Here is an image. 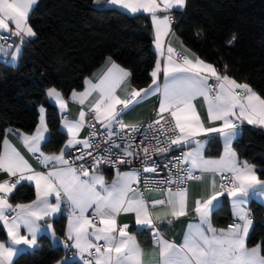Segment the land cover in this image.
Here are the masks:
<instances>
[{"label": "snow or ice", "instance_id": "snow-or-ice-1", "mask_svg": "<svg viewBox=\"0 0 264 264\" xmlns=\"http://www.w3.org/2000/svg\"><path fill=\"white\" fill-rule=\"evenodd\" d=\"M108 2L131 14L143 12L150 15L154 42L164 62L162 64L157 60L150 73L152 84L148 88H132L124 98L117 95V89L125 83L130 73L111 61L110 67L96 83L89 79L84 92H73L72 99L78 100L81 105H85L93 93L96 95L88 102L87 112L81 109L75 120L64 118L69 139L58 154L44 155L40 152L39 143L43 139V132L47 130L44 127V109L41 107V127L34 135H24L23 143L29 151L39 153L38 159L45 167L52 165L47 173L24 175L25 172L32 173L31 166L7 140L4 141L0 171L16 179L0 181V222H3L9 238L8 243L0 242V264H12V258L19 251L17 245H36V234L40 229L38 221L59 212L62 201H66L71 209L65 247L75 249L83 264H144L143 249L127 231L129 225H118L117 217L121 213H134L137 225L155 228L154 220H160L161 217H154L150 209L157 206L167 207L170 211L166 215L173 219L186 215L188 190L179 185L185 184L187 180L201 179L194 174L196 170L201 173H220L222 180L226 179L228 183L221 182V190L215 191L216 181L213 179L211 195L195 201L194 211L199 217V224L188 225L189 231L182 244L169 241L160 235L158 229L154 230L158 249L156 254L159 257L157 264H264L261 245L249 248L246 244L252 220L244 208L250 193L259 189L260 194L264 195V180L258 177L254 165L247 161L241 162L231 147L241 123L264 127V96L249 84L238 83L227 75V65L225 72L221 73L213 64L189 54L190 50L178 51L170 44L165 46L162 37L168 36L170 32L172 17L169 13L174 8L185 7L187 0ZM36 3L37 0H0V32L7 31L9 36L17 37L19 44L23 43L25 37H34L36 33L28 24V18ZM0 51L3 49L0 48ZM19 51L20 47L17 46L13 58ZM161 74L165 79L162 87L158 83ZM157 93L162 98L150 123H124V111ZM47 95L55 99L62 110L67 108V101L55 87L49 88ZM196 97L204 98L208 121H220L219 127H205L193 104ZM86 116L93 121L88 124L90 128L95 129L98 123L106 130L101 139H96L95 131L88 138H78L85 126ZM134 133L143 135L139 145L135 142ZM208 133H219L224 138V154L218 160L205 159L203 142L196 139ZM114 136L121 143H116L112 139ZM192 143L196 148L174 159L172 167L176 169L175 178L170 175L164 181L153 182L155 190L166 193L163 199L149 202L143 192L133 187L140 183L139 171L120 173L117 167L116 179L111 184H107L105 177L97 172L101 164L116 167L131 164L133 159L140 158L141 171L155 173V163L151 166L148 164L153 155L170 151L173 146ZM77 145L81 146L79 154L74 159H67L65 151ZM86 157L92 158L87 167L83 163H75ZM223 173L231 175L225 177ZM22 180L35 181L36 200L29 204L12 205L8 195ZM162 184L177 185V188L175 191L170 186L162 188ZM225 194L232 198L234 215L240 222L229 225L227 229H217L211 224L210 213L213 201L218 203V197ZM52 196L55 197V203L50 201ZM89 209L93 210L91 218L87 215ZM95 217H99L98 223L94 222ZM22 227L27 230V235L21 234ZM48 228L51 229V225Z\"/></svg>", "mask_w": 264, "mask_h": 264}, {"label": "trees", "instance_id": "trees-1", "mask_svg": "<svg viewBox=\"0 0 264 264\" xmlns=\"http://www.w3.org/2000/svg\"><path fill=\"white\" fill-rule=\"evenodd\" d=\"M174 15L173 28L186 46L222 73L227 65V75L249 84L264 96V0H187L184 10H176ZM28 24L36 35L23 41L18 63L0 58V152L10 128L26 133L36 129L40 106L46 110L49 128L43 148H61L66 133L60 128V116L48 100L47 90L55 87L68 97L82 89L85 79L108 57L130 71L136 87L152 82L150 73L157 55L149 15L97 7L93 0H38ZM233 146L239 159L254 164L259 177L264 179V130L244 126ZM220 151L221 145L217 143L209 152L216 155ZM34 197L33 186L23 183L9 199L17 203ZM249 210L253 226L247 243L260 244L264 254V207L251 200ZM211 219L224 229L231 221L227 195L213 210ZM52 223L62 236L66 216L61 214ZM135 231L141 243L152 242L149 230ZM6 236L0 225V238ZM68 252L43 235L39 247L21 252L13 264H54Z\"/></svg>", "mask_w": 264, "mask_h": 264}, {"label": "crops", "instance_id": "crops-1", "mask_svg": "<svg viewBox=\"0 0 264 264\" xmlns=\"http://www.w3.org/2000/svg\"><path fill=\"white\" fill-rule=\"evenodd\" d=\"M37 2H38V0H37ZM93 3L97 7H116V8H119V9H122V10L128 12L127 10H125L124 8H122L120 6L111 5L108 2V0H93ZM35 5L33 6V8L35 7ZM33 8L31 9V11L33 10ZM184 8L185 7L174 8L170 11L169 14L172 15V14H174V11L184 10ZM31 11H30V13H31ZM128 13H130V12H128ZM141 13H143V12H141ZM136 14H139V13H136ZM143 14H146V13H143ZM146 15H149V14H146ZM160 15H163V13H160ZM10 28H11V24H10ZM13 31H14V29H13ZM3 35L9 36L7 31L0 32V36H3ZM152 35H153V48H154L156 55H157L156 62H157V60H160L161 63L163 64V62H164L163 58L160 57L159 51L156 48V45L154 42L155 41V33H154L153 24H152ZM10 37H11V42H5L0 37V48L3 49V51H0V58L3 59L5 62L14 63L15 58H13V57H14V53H15V38H14V36H10ZM162 40H163L165 46L170 44L173 48L177 49L178 51H181L183 49H187V50H190L189 54H195V56H198V54L195 51H193L192 49H190L188 46H186L184 44L180 35L173 28V19L171 21L170 32H169L168 36L162 37ZM109 58L110 57L106 58L104 60V62L99 67H97L85 79L82 89L76 90L74 92H76V93L84 92L85 89L88 87L86 81L89 79H91L93 81V83H96L97 79L108 69V67H110V61L114 62L115 64L119 65L121 68L127 70L130 73V71L127 68L121 66L120 64L115 62L112 58H110V60H109ZM156 62H155V64H156ZM217 70L219 72H221L218 68H217ZM210 82H212V81H210ZM158 83L160 84L161 87L165 83V79H164L162 74L160 76ZM238 83H240V82H238ZM151 84H152V82L149 85H151ZM149 85L146 87H142V88L136 87L132 82L131 73H130V76L126 79L125 83L122 84L119 89H117V95L121 96V98H124L127 94V91L131 90L132 88H135L137 90L145 89V88H148ZM56 89L62 94L63 98L67 101V108L62 110L60 108V105L55 101V99L48 97V95H47V98L49 101H51L56 106L58 115L60 116V128L62 131H64V133H66V139L63 143V145H64V144H66L67 140L69 139V134H68L66 128L64 127V118L67 117L68 120H75L78 118V115H79V112L81 111V109H84L87 112V104H88V102H90L95 97L96 93H93V95L88 98V101H86L85 105H81L78 102V100L72 99V93L73 92L67 97L62 93L61 90H59L58 88H56ZM161 98L162 97H161L160 93L147 96L146 98L141 100L139 103L131 106L128 110L124 111L122 113V118L128 124H139V123L145 121L155 111L158 110L159 102H160ZM193 104L195 105L196 111L199 113L201 119L204 121L205 127H219L220 126V123H221L220 121H215V122L208 121V119H207V105H206L203 97H196L193 101ZM41 107H43V109H44V112H43L44 127H46L47 130L43 132V139L39 143L40 152L44 153V155L58 154L63 145L61 146V148H59L56 151H47L43 148L44 142L49 138V128H48L47 122H46V110H45L44 106H40L39 111H40ZM87 118L88 117L86 116L85 126L79 132V136H78L79 139L88 138ZM244 126H249L253 129H263L264 130V127H261L258 125H250L247 122L241 123L240 127L238 129V135L232 141L231 147L234 151H235L234 146H233L234 141L237 139V137L240 136V134L242 132V128ZM40 127H41V112H40L39 123H38V125L34 131H32L30 133H26V132H23V131H20L17 129L10 128L9 130H11V131H9V130L7 131V133L4 137V140H3L2 149H1L0 154L3 153L4 141L7 140L9 145L12 148H15L16 151L19 152V154L24 158V160H26L28 162V164L31 166L32 173L25 172L24 175H26V176L33 174V173H41V172L47 173L49 170H51V167H52L51 164H49L48 167H45L44 164H42L41 161L38 159L39 153H33V152L29 151L28 147H26L25 144L23 143V136L24 135H29V136L34 135L36 133V130ZM207 135H209V137L202 141L203 142V148H202L203 156L205 159L218 160L224 154V138L219 133H208ZM217 143L221 145V151L219 152V154H216V155L211 154L209 152L210 149L212 148V146H214ZM180 147L183 150V152H188V151H191L192 149L196 148V145L194 143H192V144H188V145H184V146H180ZM68 151L69 150L65 151V157L67 156ZM235 153H236V151H235ZM236 155H237V153H236ZM237 157H238V155H237ZM238 159H239V157H238ZM239 160L241 162L245 161V160H241V159H239ZM249 164L254 165L252 163H249ZM254 168H255L256 174L258 175V172H257L255 165H254ZM97 172H98V174L103 175L105 177V181L107 184H111V182L114 179H116L117 171H108L105 169H97ZM119 172L124 173V172H130V171L121 170ZM195 172L198 173L197 176H200L201 179H199V180L192 179L190 181L188 187H187L188 191H187V213H186V215L181 216L178 219H173L170 215H166L170 211L167 207L157 206L155 209H150V211H152L154 217L156 215H160V217H161L160 220H154L155 228L149 227V226L137 225L136 224V217H135L134 213H121L117 217L118 225L122 226L124 224H128L129 228L127 229V231L135 238V241L137 242V244L143 249V251H144V256H143L144 264H157V261L159 260V257L156 254L158 252V249H157V246L155 244V237L153 235L154 230L159 228L160 235H162L165 239H168L169 241L175 242L177 244H182L184 241L185 235L189 231L188 225L189 224H193V225L199 224V217L194 211L195 201L198 199H205L209 195H211V192H212L211 182L213 179H215V181H216L215 191H220V188H219L220 175H221L220 173H211V172L201 173L199 170H196ZM258 177H259V175H258ZM9 179L13 180V179H16V177L10 178L7 173L0 171V181H5V180H9ZM262 180H264V179H262ZM23 183L33 186V188L35 189V197L31 201L13 203L9 199V197L15 191V189ZM135 186L136 185H133V187H135ZM16 188L12 191V193H10L8 195L9 203H11L12 205L29 204V203L33 202L34 200H36V188H35V181L34 180H32V181L22 180L19 184H17ZM165 195H166L165 192L157 191L155 189H149L146 192V198L149 201H153L156 199H163V198H165ZM227 198L229 199L230 206H231V217H232L231 220L238 221L236 216L234 215L235 210H234V207L232 204V198L229 197L228 195H227ZM223 199H224V195L218 197V201H219L218 203H217V201H213L214 206H213L212 211L210 213L211 224L214 228H217V229H224V227L215 225L211 219V215H212L213 210L221 204ZM251 200L258 201L264 207V195H261L260 190L258 189L256 192L250 193V195L246 198V204L244 205V208L249 213V218L252 220V224L249 227L248 236H249V233H250L252 226H253V218L251 217L250 210H249V205H250ZM50 201L52 203H55L56 202L55 197L54 196L50 197ZM70 211H71V209H70L69 205L67 204V202L62 201L59 212L54 213L51 217H48L43 221H38V223L40 225V229L36 234V240H37L36 245L35 246L17 245L16 247H17V249H19V251L12 258V264H13L15 258L21 252L33 251L34 249L39 247V238L43 235L49 236L50 239L52 240L53 245H55V246L60 245L64 249L69 251L68 254L63 259L59 260L58 262H56L54 264H62V262H65V261L66 262L78 261L79 263L83 264L82 260L80 259L79 255L77 254L75 249L71 248L70 246L65 247V241L67 239L68 221L70 218ZM92 212H93L92 209L88 210L87 215L90 218L92 217ZM61 214H64L66 216L65 230H64V234L62 236L57 234V232L54 229L53 223H52V220L56 217H59ZM98 221H99V217H95L94 222L98 223ZM168 221H171V223H169ZM0 225L4 228V230L6 232V228L4 227L3 222H0ZM48 225H51V229L48 228ZM135 229H147V230H149V235L152 237V242L150 244L141 243V241L139 240V238L137 236ZM20 232L22 235H27V230L23 227L20 229ZM6 234H7V232H6ZM248 236H247V240H248ZM29 238H31V237H29ZM247 240H246V244L249 248L257 245L256 244L253 246H249L247 243ZM0 242L8 243L9 242L8 236H6V238H4V239L0 238ZM68 243H69V245L71 244V242H68Z\"/></svg>", "mask_w": 264, "mask_h": 264}, {"label": "built area", "instance_id": "built-area-1", "mask_svg": "<svg viewBox=\"0 0 264 264\" xmlns=\"http://www.w3.org/2000/svg\"><path fill=\"white\" fill-rule=\"evenodd\" d=\"M172 19L173 21H175V15L172 14ZM1 39L5 42H11V37L10 36H0ZM211 83V82H210ZM157 111H155L150 117H148L145 121L139 123L138 125H147L148 123H150L154 117H155V113ZM125 124H128L124 119H123ZM93 121H90L89 118H87V128H88V137L90 135V133L92 131H95L97 133V137L96 139L99 140L104 136L105 133V129L101 128V126L97 123L95 129H92L88 126L89 123H92ZM116 131L118 132L119 129H116ZM134 138H135V142L137 145L140 144V141L143 139V135L141 133H134ZM209 137V135L205 134V135H201L199 137H197L196 139H199L200 141H203L205 139H207ZM112 139H114L116 141V143H121L120 139L116 136H114ZM147 141H145V145H147ZM154 143V141H153ZM123 147V144L121 145ZM80 145H77L75 148L71 149L68 151V154L66 156L67 159H74L76 155L79 154L78 149H80ZM103 147H107V145H103ZM114 152H116L117 150L113 149ZM183 153V150L181 149V147H176L173 146L171 148L170 151H167L163 154H155L152 156L151 160L148 161V164L151 166L153 164V162L155 163V166L157 168V171L155 173L149 172V173H145L143 171H141L142 168V164H141V159L137 158V159H133L131 164H121L118 165L116 167L112 166V165H108V164H101L99 165L98 169H105L108 171H117V167L119 169V171L121 170H128V171H139L140 172V183L139 185H136L135 187L138 188L139 191L143 192L145 199L146 198V192L149 189H155V185L153 184L154 181H164L166 179L169 178L170 175H172L173 178H175V172L176 169L172 167V164L174 163V159L176 157H179L181 154ZM95 154V152H94ZM115 158V157H113ZM91 157H86L85 160H76L75 163L77 165L83 163L86 167L88 166V164L91 161ZM167 165V167H166ZM185 167H187V165H185ZM171 169V172H170ZM196 176L198 175L197 172L194 173ZM231 174L230 173H223V176L225 177H229ZM15 179H13L14 181ZM192 180V179H191ZM191 180H187L185 184L183 185H179L180 187H188L189 183ZM223 182L225 184L228 183V181L222 180L221 175H220V183ZM146 185L147 190H146ZM172 187L173 190H176L177 185H167V184H162L161 187L162 188H166V187ZM221 190V189H220ZM227 195V194H225ZM149 201V200H147ZM151 202V201H149ZM14 214V213H12ZM234 223H239V221H235V220H231L229 221L226 225H225V229L228 228L229 225H232ZM159 230V228H157Z\"/></svg>", "mask_w": 264, "mask_h": 264}, {"label": "rangeland", "instance_id": "rangeland-1", "mask_svg": "<svg viewBox=\"0 0 264 264\" xmlns=\"http://www.w3.org/2000/svg\"><path fill=\"white\" fill-rule=\"evenodd\" d=\"M14 38H15V48L17 46H19L20 47V51H19V54L15 56V62L11 63V64H17L18 63V60H19V57H20L21 51H22V44H19V41H18L17 37L14 36ZM32 38L33 37H25L24 40H28V39H32Z\"/></svg>", "mask_w": 264, "mask_h": 264}]
</instances>
